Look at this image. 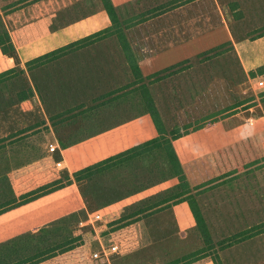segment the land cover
I'll return each mask as SVG.
<instances>
[{
  "label": "rangeland",
  "instance_id": "rangeland-1",
  "mask_svg": "<svg viewBox=\"0 0 264 264\" xmlns=\"http://www.w3.org/2000/svg\"><path fill=\"white\" fill-rule=\"evenodd\" d=\"M174 1L112 0V3L119 21L123 23L125 29H128L152 16L154 17L161 11L159 4ZM195 1L199 4H194L193 7L195 9L199 7L204 11L207 10L206 8L211 10L215 4L226 20L229 13L225 8L228 5L231 7H234L233 4L238 5V1L240 5V2L243 1L244 10L242 12L246 14L244 13L243 20L235 23L238 34L250 37L264 31V0ZM179 4L180 2L176 1L164 5L162 12L169 10L171 12V10L182 6ZM193 7L189 6L187 12H181L185 14L182 19L173 20L174 24L183 21L181 28L177 29L183 39L194 37L190 35L191 32L188 34V30L196 25ZM46 8V6L41 8V15L39 5L33 8L35 21L36 18L40 19L44 16ZM36 12L37 15H35ZM240 15L242 17L239 12L235 16ZM204 17L207 20L213 18L209 15ZM31 21L32 15L24 14L22 16L23 26ZM112 38L86 48L72 64L68 60L61 67L47 65L37 68L33 72H25V75L14 81L13 86L9 89L24 88L28 85L33 87L37 83L40 89L44 90L49 108L57 111L71 103L72 96L68 97V101L64 88L60 87V78L64 77L66 73L75 75L73 64L84 67L88 64L90 66L98 65L100 62L109 66V68L106 67L107 71L111 70L105 74L106 76L113 73L118 78V82H127L131 76L130 64L127 62L126 55L122 54L121 48ZM170 42L172 40L169 39L167 43ZM155 46H159L158 42ZM32 50L35 52L36 48L32 47ZM223 52L222 54L209 53L200 59L193 55L188 58V62H184L180 66L178 73L167 74L160 82L150 85L149 90H151L155 104L160 109L159 112L164 118L167 129H170L174 122L180 125L192 121L195 116L216 110L223 109L220 112L226 111L227 113V107L236 101L251 104V107L246 110L227 116L186 137V139L182 138L174 142V146L178 150L179 160L187 174L186 177L198 195V203L204 213L211 236L214 242L223 248L221 250L223 264H264V87L256 85L258 78L251 79L249 82L239 80L238 64L232 51L226 48L223 49ZM146 53L148 50L147 52L138 50L135 53L137 54L136 59L138 61L143 59V54L146 55ZM18 60L23 62L19 59L18 54L2 57L0 58V67L15 65ZM229 80L232 83L227 82ZM71 83L73 81H69V84ZM228 85H231V89L228 88ZM4 93L7 94L6 91L0 94L1 100H4ZM36 102L29 112L22 115L17 112V117L13 120L19 119V124L6 119L14 117V109H11L7 116L4 114L5 111L2 113L4 115H0V139L5 138V143L12 141L15 139L13 132L18 127L23 124H33L36 120L37 122L44 120L49 127L48 133L34 136L35 139H30L31 144H36L38 147L43 146V151L53 158V163L57 165L63 175H72L75 167H78V164L83 160H85L84 164L101 160L100 156L109 151L107 143L110 140L113 142V138H107L106 134L88 138L75 146L61 148L58 143V135L67 138L68 141L85 139L83 130L86 128L92 130L98 124V119L93 118V120L85 121V124L79 128L73 125L65 127L61 132V130H56L49 120L48 106L46 109L38 94ZM132 102L137 104V99ZM132 102H130L131 105H133ZM173 102L179 106L175 118ZM141 106L139 104V107ZM134 108L137 109L138 105ZM136 109H132V111L135 112ZM61 119L58 118L57 122H60ZM104 119H107L105 122L108 124L112 123V120L117 121V118L111 117L108 113L100 121ZM43 126L41 124L38 128ZM177 129L183 132L184 128L177 127ZM120 130H124V135L119 133ZM118 134L123 140L117 142L116 148L122 149L119 148L121 143H126L124 147L138 144L140 141L155 136L156 131L150 116L143 114L138 119L120 125ZM46 141L49 146L48 151L43 145ZM7 145L8 152L16 148L14 147L15 143L11 146ZM51 145L56 146L54 151L49 150ZM95 183L88 186L86 182L76 184L77 190L84 195L82 202L85 208L90 211L88 212V223L95 230L94 235L89 236L86 244V253L93 264H161L172 258L183 256L201 245L197 240V232H193L194 225L191 224V219L187 220L185 224L184 212L181 210H173L170 214L159 215L157 219L154 218L153 222H144L138 228L128 227L113 230L112 228L117 225L110 226L109 224L116 222L122 213L124 187L114 185L107 180ZM93 189L97 190L98 195L100 194L99 202H96L92 196ZM109 196L110 198H108ZM103 203H107L105 207H101L105 213L99 208ZM185 225H191L187 228L188 232H185ZM181 227L183 228L181 229ZM133 240L137 245L133 246L131 242ZM122 246L128 250L124 253L125 255L110 256L113 252L111 247L121 250ZM93 251L99 252L98 259L91 258ZM202 262L204 261L198 260L192 264H201Z\"/></svg>",
  "mask_w": 264,
  "mask_h": 264
},
{
  "label": "trees",
  "instance_id": "trees-1",
  "mask_svg": "<svg viewBox=\"0 0 264 264\" xmlns=\"http://www.w3.org/2000/svg\"><path fill=\"white\" fill-rule=\"evenodd\" d=\"M176 1L180 2L179 5H185L195 0L174 2ZM39 2L40 0H0V58L15 54L16 45L54 31L68 21L82 16L78 13L71 15L57 25L51 26L50 29H41L37 26V30L35 27L33 30L27 26L21 31L5 27V21L16 11ZM101 2L111 20V25L106 29L69 42L24 64L17 62L11 67H0V94L7 92L4 93V100L0 99V115L7 116L11 109H14V117L5 118L16 124L20 122L19 119L13 120L17 117V112L22 115L32 110L37 103V94L46 109L48 106L44 90H41L37 83L33 87L28 85L24 88L9 89L14 81L25 75V72H33L47 65L61 67L68 60L72 64L83 50L112 37L116 38L131 69L130 80L120 83L113 73L109 76L105 75L111 70L107 71L106 67L109 66L100 62L98 65L88 64L84 67L73 64L75 75L66 73L60 78V87L64 88L67 99L72 96L71 103L57 111L50 109L49 106L47 109L49 120L56 130L61 132L65 127L73 125L79 128L85 124V121L98 119V124L92 130L89 128L83 130L85 139L68 141L60 135L57 138L61 148H68L88 138L106 134L107 138H113V142L108 141L109 151L100 156L101 160L88 164H84L85 160H83L78 167H75L72 175H63L53 163V158L43 151V146L31 144L30 139H35L34 136L48 133L49 127L44 120L43 122L36 120L33 124H23L18 127L13 132L15 139L6 142L9 146L16 144L14 146L16 148L11 149L10 152L7 151L5 138L0 139V264H93L86 253V244L95 230L88 223L90 211L85 208L82 202L84 195L77 190L76 184L86 182L88 186L103 180L124 187L122 213L116 222L109 224L117 225L112 228L113 230L138 228L144 222H153L161 213L173 210L178 204L186 205L191 224L194 225L193 232H197V240L201 245L183 256L161 264H192L198 260L204 261L201 264H223L221 256L223 248L214 242L210 234L172 141L201 129L206 124H212L246 110L251 104L236 101L227 107V113L225 110L224 113L220 112L223 109L216 110L193 117V122L187 121L180 125L174 122L170 129H167L149 86L160 82L167 74L178 73L180 66L189 59L144 77L127 41L123 23L119 21L111 0H101ZM174 2L159 4V10L163 11L164 5ZM236 5L233 4L234 7L230 5L231 10L237 7ZM226 48L232 49L230 42L200 53L196 58L200 59L209 53L222 54L223 49ZM257 70L264 71V68ZM255 72H250L249 75L254 76ZM69 81L73 83L69 84ZM136 99L137 104L132 102ZM139 104L142 106L139 107ZM173 104L176 107L173 109L175 118L179 106L174 102ZM137 105L138 108H134ZM131 108L137 111L133 112ZM4 111L5 113L2 114ZM106 113L117 118V121L112 120L110 124L105 122L107 119L100 121ZM143 114L150 116L156 135L132 146L124 147L126 143H121L119 148L122 149H117V142L123 140L118 134L120 125L138 119ZM58 118H62L60 122H57ZM41 124L44 126L38 128ZM177 127L184 128L183 132ZM119 133L124 135V130H120ZM43 145L48 151L47 141ZM54 149L56 146L51 145L49 148L51 151ZM91 193L94 200L99 202L100 194L98 195L97 190L93 189ZM106 205L107 203H103L99 207L102 212L104 211L101 207ZM185 232L188 230L186 229ZM131 242L133 246L137 245L135 240ZM111 249L113 252L110 256L118 257L128 251L123 246L121 250L119 248L115 250L114 247ZM93 253L99 254L98 251H93L91 258Z\"/></svg>",
  "mask_w": 264,
  "mask_h": 264
},
{
  "label": "crops",
  "instance_id": "crops-1",
  "mask_svg": "<svg viewBox=\"0 0 264 264\" xmlns=\"http://www.w3.org/2000/svg\"><path fill=\"white\" fill-rule=\"evenodd\" d=\"M193 2L185 4V6L182 5L175 10H171V12L170 10L158 12L155 14L156 16L154 15V17L152 16L148 20L125 29L127 41L136 58L137 54L135 53L138 50L140 52H147L148 50L146 55L143 54V59L138 61V66L142 75L146 77L186 60L193 55L197 56L200 53L230 42L232 48L230 51H232L233 57L238 64L239 80L242 79L243 82H249L251 79L255 80L258 78L259 80L256 81V85L264 87V84H260L264 83V71L257 70L262 67L264 68V31L250 37L247 35L240 36L238 34L239 32L235 23L243 20L245 17V12H242L244 10L243 1L240 2V5L238 1L237 7L233 10H231L230 5L225 8L229 13L227 20L222 16V13L217 9L215 4L211 10L206 8L207 10L204 11L199 7L195 9L193 7L194 4L197 5L199 3L196 1ZM211 3L213 4V1H211ZM38 5L40 8V15L42 11L41 8L44 6L47 7V11H45L44 18H36L35 21L33 18V8ZM189 6L195 9L193 10V14L196 25L188 30V34L191 32L194 37L190 36L191 38L189 39H183V36L181 37L179 32H177L178 27L179 29L181 28L183 21H180L179 24H174L173 20L182 19ZM182 11H184V13H181ZM239 12L242 14V17L241 15L235 16ZM77 13L82 16L68 21L65 25L58 27L54 31L44 33L20 45H16V52L14 55L18 54L19 59L23 61L21 62L18 60V63L24 64L32 58L61 47L69 42L100 32L111 25L110 17L106 10L103 9L101 0H40L39 4L37 3L26 8L24 7L8 17L10 20L4 23L5 27L7 29L15 28L22 31L23 28L27 26H29L30 29L35 27V30H37V26L41 29H50L51 26L62 22L64 18L67 19L69 16L76 15ZM24 14L32 15L31 23L25 26H23L22 22V16ZM35 15H37V12ZM208 15L210 17L213 16V18L211 17L210 20H207L204 16L208 17ZM112 39L115 43L117 42L116 38ZM169 39L172 40V42L167 43ZM157 42L159 46H155ZM32 47L36 48V53L32 50ZM152 49L153 51L151 52ZM250 72H255L254 76H250ZM227 82L231 83L230 80ZM228 88L231 89V85H228ZM209 125L211 124L205 125L201 129L192 131L172 141V146L178 158L179 154L174 146V142L182 138L186 139V137L207 128ZM181 166L184 168L182 164ZM190 186L193 188L191 182ZM192 193L195 195L196 201L199 202L198 195L194 188ZM173 210H181L184 212L183 217L185 218V224L186 221L190 219L189 212L184 203L178 204ZM171 211L165 213L170 214ZM190 226L191 225H185L184 228L187 229ZM182 228L183 227H181V229Z\"/></svg>",
  "mask_w": 264,
  "mask_h": 264
},
{
  "label": "built area",
  "instance_id": "built-area-1",
  "mask_svg": "<svg viewBox=\"0 0 264 264\" xmlns=\"http://www.w3.org/2000/svg\"><path fill=\"white\" fill-rule=\"evenodd\" d=\"M260 84H264V83H260ZM93 257L94 258H98L99 257V254L98 253H93Z\"/></svg>",
  "mask_w": 264,
  "mask_h": 264
}]
</instances>
